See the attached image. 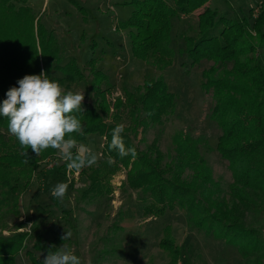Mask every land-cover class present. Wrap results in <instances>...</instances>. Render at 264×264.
Listing matches in <instances>:
<instances>
[{
	"label": "trees",
	"instance_id": "trees-1",
	"mask_svg": "<svg viewBox=\"0 0 264 264\" xmlns=\"http://www.w3.org/2000/svg\"><path fill=\"white\" fill-rule=\"evenodd\" d=\"M209 2H123L132 11L126 20L117 22L115 31L127 32L131 56L154 67L160 75L124 89L122 97L112 100L107 94L112 86L108 77L95 68V58L85 63L93 76L92 103L77 113L84 135L75 134V138L86 146L92 137L103 142L97 163L79 172L87 181L81 197L92 201L111 194V179L123 168L126 174L122 186L141 194L144 218H160L177 211L189 228L235 248L244 264H263L264 0L256 14L249 9L240 19L219 15L218 10L206 6ZM201 8L196 27L189 25V35L182 36L184 47L178 52L185 54L191 67L202 61L212 63L202 71L200 87L210 92L213 100L209 119L221 132L216 151L228 163L231 173L227 191L214 179L200 154V138L176 130L168 153L159 149L156 139L145 149L137 146L140 141L134 142L148 129L173 122L176 98L169 92L163 74L176 60L171 46L173 19L192 15ZM45 28L27 0H0V103L8 89L18 87L17 81L25 75L44 72L64 89L84 81L76 59L58 63L52 32ZM91 46L92 54L97 44ZM122 120L128 123L122 133L125 146L135 147V159L131 155L121 158L116 151H109L112 129ZM56 155L52 149L37 156L30 148H22L9 134L7 120L0 117V226L3 219L20 214L22 196L31 187L42 162ZM109 156L113 158L111 163ZM63 167L66 170L65 162ZM27 238L28 233L10 238L0 235V264H16L23 251L27 262L42 264L33 252L25 250ZM158 248L167 254L170 264L180 262L181 246L170 226L163 228Z\"/></svg>",
	"mask_w": 264,
	"mask_h": 264
},
{
	"label": "rangeland",
	"instance_id": "rangeland-1",
	"mask_svg": "<svg viewBox=\"0 0 264 264\" xmlns=\"http://www.w3.org/2000/svg\"><path fill=\"white\" fill-rule=\"evenodd\" d=\"M262 1L210 0L206 6L218 10L221 16L240 19L249 9L256 14ZM123 2L130 0H27L33 15L52 32L58 63L76 59L84 81L77 87L65 88V91L84 92L82 107L92 103L90 82L93 76L89 66L85 65L91 58L96 60L95 68L108 77L112 88L107 94L112 100L122 97L124 89L160 75L154 67L131 56L127 32L115 31L117 22L126 20L132 11V7ZM202 10L173 19L171 46L176 60L172 68L163 72L168 90L176 98L173 122L148 129L134 142L140 141L137 146L145 149L156 139L159 149L168 153L171 136L176 130L200 138V154L212 170L214 179L227 191L232 181L231 173L228 163L216 151L221 132L209 119L213 100L211 93L200 87L202 71L212 63L202 61L191 67L185 54L178 52L184 47L182 36L189 35L188 27H196V16ZM94 42L97 48L91 54L90 47ZM121 124L128 125L125 120ZM102 142L101 138L92 137L87 143L98 158ZM63 163L58 154L42 162L31 187L22 196L20 214L1 222L0 235L4 238L28 233L25 250L33 252L37 259L43 261L49 251L55 252L65 245L81 258L83 264H170V258L158 248L163 228L170 226L172 236L181 246L178 264H244L235 248L189 228L185 217L177 211L160 218H144L141 194L122 186L126 174L123 168L111 179V194L89 201L81 197L87 181L79 172L64 170ZM58 182L69 185L63 203L51 195L52 187ZM68 230L73 236L64 241L61 237ZM37 246L42 249H35ZM16 264H30L24 251L16 258Z\"/></svg>",
	"mask_w": 264,
	"mask_h": 264
},
{
	"label": "clouds",
	"instance_id": "clouds-1",
	"mask_svg": "<svg viewBox=\"0 0 264 264\" xmlns=\"http://www.w3.org/2000/svg\"><path fill=\"white\" fill-rule=\"evenodd\" d=\"M6 92L0 103V117L7 120V130L22 148H30L37 156L47 149L55 150L67 168L80 172L97 163L98 155L79 142L75 134L84 135L83 124L77 113H82L84 92L65 91L61 84L41 72L25 75ZM125 125H116L111 132L109 151H116L123 158L137 156L135 147H126L122 136ZM27 155V153H25ZM108 157V162H112ZM69 185L58 182L52 187L51 195L64 202ZM73 236L65 231L62 240ZM42 264H83L65 245L55 252L49 251Z\"/></svg>",
	"mask_w": 264,
	"mask_h": 264
}]
</instances>
